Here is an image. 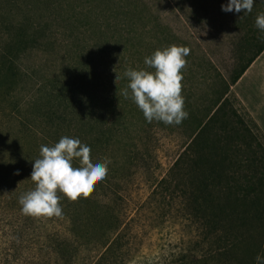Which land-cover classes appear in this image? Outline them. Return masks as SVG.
<instances>
[{
	"label": "rangeland",
	"instance_id": "obj_1",
	"mask_svg": "<svg viewBox=\"0 0 264 264\" xmlns=\"http://www.w3.org/2000/svg\"><path fill=\"white\" fill-rule=\"evenodd\" d=\"M227 2L0 0V49L8 38L2 31V20L16 26L29 19V29L41 34L39 43L19 61L20 98L31 100L48 93L39 104L45 107L48 99L71 83L73 73L82 72L81 76L90 79L81 95L84 91L99 96L108 93L124 107L130 127L122 131V144L128 142L129 147L137 141L143 157L119 185V179L112 180L117 193L111 189L102 193L103 198L113 194L124 220L128 249L123 264H168L188 250L197 237L199 230L181 220L174 204L156 198L152 192L189 143L199 122L209 116L216 91L225 88L237 64L236 45L247 29L237 26V13L221 10ZM173 44L190 49L182 70V94L189 116L179 125L137 123V116L129 117L136 104L121 95L128 83L123 73L129 67H145V56ZM229 98L264 147V51L230 86ZM2 103L8 101L3 99ZM6 118L0 113V136L8 133L11 138L17 130L10 129ZM2 142L0 161L8 156ZM25 155L26 150L21 152L22 159ZM15 159L20 163L18 155ZM14 171L11 168L6 175ZM20 178L15 186L10 185L12 181L0 182V264H95L101 252L98 246L76 241V249L64 242L74 238L67 225L49 219L34 223L31 216L21 212L18 197L31 189V181L27 174Z\"/></svg>",
	"mask_w": 264,
	"mask_h": 264
},
{
	"label": "trees",
	"instance_id": "obj_2",
	"mask_svg": "<svg viewBox=\"0 0 264 264\" xmlns=\"http://www.w3.org/2000/svg\"><path fill=\"white\" fill-rule=\"evenodd\" d=\"M259 12H264V0H256L250 14H238L237 26L247 31L236 45L237 64L225 88L216 91L209 116L199 122L189 143L152 192L156 198L174 204L181 220L199 230L192 246L168 264H255L257 253L264 252V147L229 98L230 86L264 51V39L255 27ZM29 21L21 20L15 26L2 20V31L8 38L0 49V113L7 117L10 129L17 131L11 138L8 133L0 136L8 151L7 158L0 161V182L12 181L10 185L15 186L20 175L27 174L33 189L32 164L39 158L41 145L51 146L65 135L91 145L93 159L109 155L108 175L96 183L87 197L73 201L58 193L62 216L30 218L34 223L49 219L67 225L74 238L64 242L76 249V241L98 246L101 252L95 264H123L128 248L124 220L111 197L117 193L112 180L119 179V185L143 152L137 141L129 147L128 142L122 144V131L130 127L123 106L108 93L99 96L84 91L81 95L90 79L81 76L82 72L73 73L71 83L53 99L49 97L45 107L39 104L48 93L25 101L19 97V61L41 37L39 31L30 30ZM3 99L8 103H2ZM131 116H137V123L146 121L137 106L132 107ZM24 150L26 155L22 159ZM17 155L18 164L14 162ZM74 166H79L78 160H74ZM11 168L15 171L6 175ZM106 190L113 194L103 198Z\"/></svg>",
	"mask_w": 264,
	"mask_h": 264
},
{
	"label": "clouds",
	"instance_id": "obj_3",
	"mask_svg": "<svg viewBox=\"0 0 264 264\" xmlns=\"http://www.w3.org/2000/svg\"><path fill=\"white\" fill-rule=\"evenodd\" d=\"M255 2L228 0L221 5V10L242 12L245 16L252 12ZM255 27L264 39V12L257 14ZM189 54L186 46L173 44L157 48L150 56H145V67H129L124 71L123 78H127L128 83L121 95L136 104L148 123L179 125L188 118L182 94V70L186 68ZM90 153L91 145L68 135L51 146L41 145L30 176L35 187L18 197L21 212L32 217H60L63 206L58 193L73 201L87 197L96 183L106 178L111 164L109 157L93 159ZM74 160H78L79 166H74ZM255 264H264V252L257 253Z\"/></svg>",
	"mask_w": 264,
	"mask_h": 264
}]
</instances>
